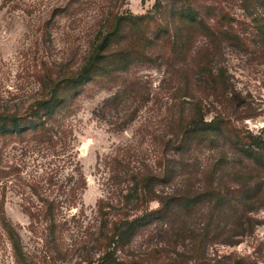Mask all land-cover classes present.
<instances>
[{"label": "rangeland", "instance_id": "rangeland-1", "mask_svg": "<svg viewBox=\"0 0 264 264\" xmlns=\"http://www.w3.org/2000/svg\"><path fill=\"white\" fill-rule=\"evenodd\" d=\"M108 13L156 17L150 57L106 62L71 88ZM54 89L57 113L35 131L30 111ZM1 113L23 132L0 136V264H100L109 252L157 264L199 241L210 264H264V155L246 154L264 138V0H0ZM195 115L223 118L221 130L186 138ZM205 192L190 213L177 206Z\"/></svg>", "mask_w": 264, "mask_h": 264}, {"label": "trees", "instance_id": "trees-1", "mask_svg": "<svg viewBox=\"0 0 264 264\" xmlns=\"http://www.w3.org/2000/svg\"><path fill=\"white\" fill-rule=\"evenodd\" d=\"M180 1V0H174ZM163 7L160 6L159 3H156L153 7V11L155 14H160L163 12ZM173 20H176L174 14H171ZM101 30L98 33V41L91 48L90 54L87 56L84 65L77 72L76 76L73 78H69L65 84H68L71 88H76L79 86L85 85L90 80H93V72L95 71L97 66H101L106 62H111L115 59H119L122 61L128 62L134 61V59L139 56L141 58H145L149 56L146 53V48L148 46L151 47L152 43L147 39V30L149 25H159L158 20L153 15H144L135 17L131 14L128 15H120L108 13L106 17L101 21ZM129 28L130 35L133 37L127 45H123L118 48L117 51H112L111 46L113 47V42L120 40L125 34L126 29ZM166 34V33H165ZM174 45V44H173ZM150 49V48H149ZM174 49V48H173ZM150 57V56H149ZM125 68V67H123ZM211 79L208 80L211 88L216 89L217 83L214 81V78L211 76ZM58 91L54 89L50 94L48 99H40L34 105V108L30 111V121L29 126L37 131L41 126H43L46 122V119L49 120L55 117L59 105L52 104L55 100H57ZM41 113H43L41 115ZM196 116V117H195ZM193 116L189 121L186 122L185 125H182L181 129H184V136L187 138L189 135H201V134H215L221 130V125L223 124V118H213L209 122H206L201 117H197V115ZM200 116V113H199ZM39 121V122H38ZM21 119L16 115H5L0 114V136H5L9 134L19 135L23 132V128L21 126ZM249 145L252 149L246 151V154L249 158H254L253 155H264V138L262 137H254L250 138ZM248 146V147H250ZM255 164L260 166V163L263 164L259 159H256ZM159 179V178H157ZM207 194H211L209 192H205L201 194L199 197L191 198L189 202H185L182 205L179 204L177 206H182L183 208L187 207V211L190 213L193 208L197 206L202 201V196ZM187 200L190 199L188 196H185ZM184 199V200H186ZM183 200V199H182ZM179 198H172L165 201H160L161 209L151 213H147L144 217L151 218L152 215L158 216L163 214L165 210L169 208L171 203H177ZM170 210V209H168ZM44 219H48L50 222L54 221V210L52 207L48 206L46 211L44 212ZM137 221V222H136ZM143 218H139L134 221L124 220L119 223L117 227H115L113 233L109 237V244H118L124 238H127L131 235V233L135 230V222L138 224H142ZM182 226L180 227V230ZM13 247L14 256L17 257V245L16 242L13 241V233L11 231H6ZM219 234L213 235L211 238H216ZM201 238H205V234L201 235ZM205 244L201 241L194 243V249L191 250L193 255H178L175 256L174 259L171 257L165 256L164 260L166 262L157 263V264H210V262L206 261V259L202 256L204 253ZM140 260V259H139ZM156 262V261H155ZM155 262H146V264H154ZM116 263V259L113 253L109 252L104 255L100 264H112ZM237 264H241V262H236ZM119 264V263H116ZM121 264H142L141 261H130L127 263ZM156 264V263H155Z\"/></svg>", "mask_w": 264, "mask_h": 264}]
</instances>
